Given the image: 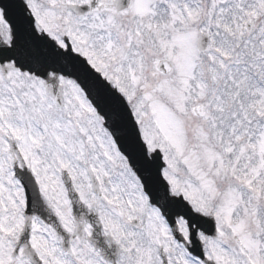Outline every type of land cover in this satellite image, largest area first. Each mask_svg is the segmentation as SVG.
<instances>
[{
	"label": "snow or ice",
	"instance_id": "1",
	"mask_svg": "<svg viewBox=\"0 0 264 264\" xmlns=\"http://www.w3.org/2000/svg\"><path fill=\"white\" fill-rule=\"evenodd\" d=\"M0 264H264V0H0Z\"/></svg>",
	"mask_w": 264,
	"mask_h": 264
}]
</instances>
